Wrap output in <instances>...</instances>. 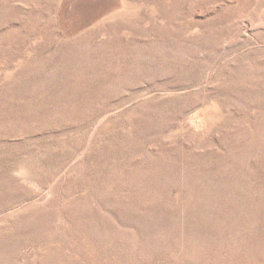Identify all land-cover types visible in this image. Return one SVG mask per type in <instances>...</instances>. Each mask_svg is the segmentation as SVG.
<instances>
[{"label": "rangeland", "instance_id": "1", "mask_svg": "<svg viewBox=\"0 0 264 264\" xmlns=\"http://www.w3.org/2000/svg\"><path fill=\"white\" fill-rule=\"evenodd\" d=\"M0 264H264V0H0Z\"/></svg>", "mask_w": 264, "mask_h": 264}]
</instances>
